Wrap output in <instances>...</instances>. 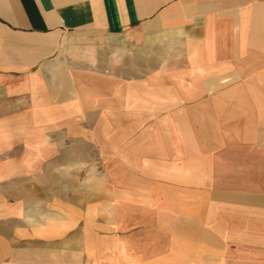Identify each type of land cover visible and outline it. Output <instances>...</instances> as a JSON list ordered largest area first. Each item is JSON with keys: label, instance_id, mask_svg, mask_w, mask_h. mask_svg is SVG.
I'll use <instances>...</instances> for the list:
<instances>
[{"label": "crops", "instance_id": "obj_1", "mask_svg": "<svg viewBox=\"0 0 264 264\" xmlns=\"http://www.w3.org/2000/svg\"><path fill=\"white\" fill-rule=\"evenodd\" d=\"M0 264H264V0H0Z\"/></svg>", "mask_w": 264, "mask_h": 264}, {"label": "rangeland", "instance_id": "obj_2", "mask_svg": "<svg viewBox=\"0 0 264 264\" xmlns=\"http://www.w3.org/2000/svg\"><path fill=\"white\" fill-rule=\"evenodd\" d=\"M78 67L85 68V69H90L91 68L90 65H81V66H78ZM98 67H99V65H98ZM114 68H116V66ZM115 71H116V69H115Z\"/></svg>", "mask_w": 264, "mask_h": 264}]
</instances>
